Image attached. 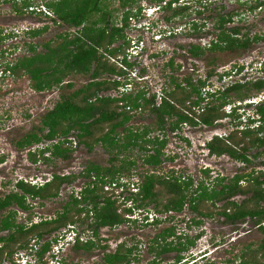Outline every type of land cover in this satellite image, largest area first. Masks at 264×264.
I'll list each match as a JSON object with an SVG mask.
<instances>
[{"label":"trees","instance_id":"obj_1","mask_svg":"<svg viewBox=\"0 0 264 264\" xmlns=\"http://www.w3.org/2000/svg\"><path fill=\"white\" fill-rule=\"evenodd\" d=\"M33 1L35 2V0H22L21 5H15V12L36 14V11H30L34 8ZM120 1L121 8H129L124 11L121 26L113 12L110 11L107 0H47L45 5L54 12L56 23H61L75 31L64 33L59 35L57 40L45 43L41 46L42 51L38 50V45H28L29 55L17 59L13 64L6 65L4 72H9L17 79L29 78L31 88L36 93L49 92L64 86L71 89L74 84L68 79L75 76L89 77L90 80L70 96L64 95L61 101L41 119V127L28 132L16 143L17 149L23 152L30 151L35 145L51 143L37 152L30 151L28 153L30 160L37 163L39 159L49 162L52 158L68 159L73 152L72 134L78 133L79 142L89 150L102 144L107 150L117 152L119 156L136 149L144 153V163L156 170L166 160L164 150L168 141L152 136L154 130L164 132L169 123L171 131L175 132L180 130L185 123L197 125L198 119L205 125L214 127L217 122L231 117L235 119V124H238L236 127L245 125V128L234 130L228 137L214 138L207 145L210 154L218 157L230 156L235 160L250 164L251 161L247 154L253 149L264 148V103L256 108L257 114L261 117V121H258L260 124H257L256 128L249 127L254 125L252 118L246 124L239 122L241 117L237 109H234L231 114H227L224 109L238 101L243 102L253 98V93L256 95L264 93V78L255 81H238L217 91L216 94H210L212 99L210 106L198 118L195 117L196 113L193 118H190L186 110L194 113L192 109L205 100L202 91L206 83L201 81V84L196 87L192 77H186L185 83L183 81L180 83L172 76L173 85L171 89L165 90V96L160 104L157 102V95L150 96L144 90L136 94L125 93L120 98L105 96L108 92L122 88L124 86L122 79L128 76L125 69L134 67L129 61L128 50L132 44L127 32L131 30L130 19L140 18L143 8L139 6L134 11L133 7L138 4L137 0ZM155 1L159 5L166 3L163 10L173 12L171 17H167L168 23L176 21L174 19L178 17L188 15L191 9V7H174L180 4V0ZM218 1L201 2L196 8V14L207 20L205 14L215 10L216 7L213 8V5ZM237 2L242 6H248L247 11L249 12L264 10V0H247L245 3L238 0ZM223 10H225L224 5L221 7V11ZM240 14L239 12L219 14L214 25L218 31L216 39L206 45L190 43L188 46L190 56L195 59H201L206 55L214 57L209 64L215 66L219 55L250 50L254 44L263 42L264 35L252 36L246 33L243 27H232L235 16ZM192 24L195 34L207 28L206 23L193 22ZM49 29V27H44L30 30L27 35L32 39H37ZM133 30L137 29L133 28ZM184 33H187V29ZM176 37L173 32V38ZM6 39L8 38L2 36L0 42H5ZM5 55V52H0L3 58ZM169 64L175 70V59H172ZM245 68L244 65L236 64L230 72L220 74V78L243 74ZM178 69H181V66H178ZM213 73L215 70H211L208 75L212 77ZM193 93H197L198 99L193 100V97L196 98L192 95ZM146 111L155 116L156 127L145 126L141 130L128 127L135 114ZM120 129L128 133L123 139L118 133ZM48 154L51 157H48ZM261 154L255 157H260ZM133 166H136V161H126L120 168L103 169L99 165H92L80 177L94 179L83 188L80 195L72 194L71 203L64 206L63 212H58L55 219H46L30 225L17 222L20 211L26 213L33 208L28 198L41 202L55 201L60 197L63 186L70 184L77 177L55 175L51 181L42 186L34 185L29 181H18L16 189L19 192L0 196V212L9 213L0 219V264H4L7 257L12 258L17 249H28L32 241L40 246L46 237L59 233L61 230H67L69 227L70 230H77L79 223L86 222L85 219L91 216L95 227L94 230L92 229L93 237L96 240L99 239L102 229H116L132 220L138 221L139 219L129 218L136 216L137 210L146 213L147 217L143 214L144 220L149 221L152 213L149 211L151 205L155 206L160 215L181 214L186 208H190L199 215V219L193 220L194 226L201 227L205 219L213 218L215 212V210H203V205L211 202L215 206L218 202L226 201L224 210L219 213L226 218V221L236 224L250 218L260 226L264 234V180L261 179L264 178V173L258 174L257 177H253L255 171L249 175H237L230 185L223 186L220 191L215 189L211 191L209 185L205 183L196 185L191 177L185 179L183 176L182 178L177 176L173 179H162L152 174L145 177L140 193L136 197H127L124 201L114 199L113 197H120L116 195V190L126 187V184L121 181V173ZM204 173L208 174V171ZM243 180L248 181V189L241 187ZM111 187L112 191L107 190ZM194 187L198 190L193 194L195 197L190 198L188 193H192ZM240 194H252V197L242 204L229 201ZM130 201L132 204L126 206ZM83 215L85 219H81ZM172 221V217L166 219L156 217L146 226L163 227ZM4 233L8 236H1ZM199 238V236L190 237L189 234L178 233L175 225L167 226L152 240L150 253L156 257L149 264H161V258L170 253L177 254L176 264H184L187 259L185 253H190L197 246ZM75 240L74 249L77 251L92 252L99 247L94 240H82L81 237ZM56 242H58L57 239ZM37 245L31 246L32 249L35 250ZM99 248L105 252L103 264H137L138 259L134 254L136 248H129L126 243H121L114 253H107L108 246ZM51 250L52 243L45 244L37 255L43 259ZM239 258L242 264H264V240L257 250L250 246L248 251Z\"/></svg>","mask_w":264,"mask_h":264},{"label":"rangeland","instance_id":"obj_2","mask_svg":"<svg viewBox=\"0 0 264 264\" xmlns=\"http://www.w3.org/2000/svg\"><path fill=\"white\" fill-rule=\"evenodd\" d=\"M21 1L0 0V37L8 38L5 42H0V52L8 51L9 53V55H5V58L0 59V75L6 65L13 64L17 59L29 55L28 45H38V50L42 51L41 46L45 43L57 40L59 35L75 31V29H70L61 23L57 24L56 20L37 17L33 13L24 12L23 14H17L15 5H21ZM237 1L219 0L213 5V7H216V11L212 10L205 14L207 20L196 14V8L200 5L196 0L193 2L192 0H181L182 7H191V9L188 15L178 17L174 19L176 21L171 23L167 22V17H171L173 12L168 11L155 13L149 22L135 18L140 30L133 33L128 31L127 36L132 40L138 39L139 36L142 37L145 40L144 46H146V49L138 51V54L143 55L134 67L136 78H134L133 83L135 88L130 94L145 90L150 96L158 95L157 102H159L161 91L171 89L173 85L172 76L181 83L188 76L192 77V79L205 78L211 70H215V73H213L214 76L209 81L210 85L207 90L223 89L238 81H255L264 78V41L254 44L253 48L246 52L236 51L219 55L215 66H210L209 64L214 57L206 55L201 59H193L189 52L185 51L190 43L206 45L216 39L218 31L214 28V25L216 20H218L219 14L226 15L239 12L243 17H235L232 24L234 26L232 27H237L239 23L241 24L240 27H243V30L252 36L264 35V10L249 12L247 11L249 9L248 6H242ZM246 1L242 0L241 3ZM137 2L138 4L133 7L134 11L139 6L142 8H158L157 6L159 5L155 0H137ZM44 3H47V0H44ZM107 3L115 19L121 25L124 11L129 8H121L120 0H107ZM41 4L42 1L40 0H35L33 3L34 7H39ZM222 5L225 7L223 11H221ZM176 8H179V6ZM152 12L156 11L153 10L150 13ZM193 22L206 23L207 28H204L201 33L195 34ZM150 23L155 26L154 29L146 30L145 27L147 26L148 28ZM182 25L184 27L186 25L187 34L179 35L176 38H166L163 41L158 39L159 31L165 30L167 27L178 31ZM44 27H49V31L37 39H32L27 35L30 30ZM133 27L138 28L135 23H133ZM172 58L175 59V70L168 67ZM131 62L135 63V61ZM236 64L244 65L246 72L237 76L233 74L228 79L220 78V74L229 72ZM178 66H181V69H178ZM131 76L133 75L131 74ZM68 80L74 84L73 88L68 89L64 86L44 93L34 92L27 77L17 79L12 75H8L4 76L3 80H0V196L4 197L11 192H19L16 189V185L20 180L42 186L55 175L77 177L70 184L63 186L60 197L55 201L41 202L29 197L28 202L33 208L30 212H20L18 214V224L30 225L46 219H55L57 213L63 212L64 206L71 203L72 194L76 193L78 196L83 188L94 179L80 177L92 165H99L103 169L120 168L126 161H136V166L121 173V181L138 180L142 183L146 176L152 174L162 179H173L177 178V176L182 178L183 176L185 179L191 177L196 185L202 183L209 185L208 187L211 188V191L214 189L220 191L223 186L231 184L234 180L233 178L237 175H249L255 171L253 177H257L258 174L264 173V148L250 151L247 155L251 163L242 165V163L230 158V156H213L206 147V144L214 136L230 135L231 131L235 130L234 126H238V124H235L234 118H225L223 121L218 122L215 128L207 127L200 123L199 126L184 125L182 130L172 132L168 123L164 132L154 130L152 136H158L168 141V148L165 149L166 160L156 170L144 163V153L136 149L124 152L119 156H117V152L107 150L102 144H98L93 150H89L88 147L79 142L78 133L72 134V141L75 144L73 145V152L68 159L52 158L50 162L39 159L37 163H34L30 160L28 151H19L16 143L28 132H31L36 127H41V119L61 101L64 95L70 96L85 86L90 79L85 76H75ZM120 95V91L115 90L105 94V96L112 97ZM252 95H254L253 99L258 100L260 98L255 93ZM236 104L239 103L236 102ZM231 108V106H228L224 111L226 113L230 112ZM254 108H250L248 112L253 113ZM133 117L128 126L129 128L131 126L135 130H141L145 126L156 127V118L149 111L140 112ZM245 117L243 122L247 121L248 115ZM118 133L122 139L128 135L124 129H120ZM44 147L45 145L36 146L34 151ZM257 154H261V156L256 158ZM204 171H208V174H205ZM241 185L243 189L249 188V183L246 180ZM197 190L194 187L192 193H188L189 197H195L193 194ZM250 197H252V194H241L233 200L242 204L245 199ZM225 203L221 201L214 206L211 202H208L203 205V210H215V212L213 218L205 219L201 227L194 226L193 220L199 219V215L190 210V208H186L181 214L169 213L160 215L157 213L155 206L151 205L149 206V211H152L154 218L166 219L167 217H172L173 221L163 227H153L146 226V221L142 217L141 222L132 220V222L116 229H102L99 239L96 240L92 231L95 228L93 226V217L85 219V215H83L81 219H85L86 222H80L77 230L80 234L85 235V240H94L99 247L108 246L109 251H106L107 253L116 252L121 243H126L129 248H136L134 254L138 259L136 261L137 264H149L156 257L150 253L152 240L167 226L175 225L180 234L186 233L190 237L198 235L200 237L197 240V246L191 250L190 264H242L239 257L247 252L250 246L257 250L264 240V234L259 225L250 219L237 224L226 221L224 216L219 214L224 210ZM123 204L125 205V203ZM82 207L85 206L82 205ZM140 212V210H137L135 214L141 215ZM8 214L0 212V219ZM129 218L137 219L138 217L132 216ZM69 228L46 237L40 246L37 245V242L32 241L28 249H17L12 258H6L7 260L4 264H62V262L64 264H103L105 252L102 248L97 247L92 252L77 251L74 249L73 242L68 244L67 238L70 240L69 235L72 232ZM1 236L8 235L4 233ZM56 239L58 242H56ZM48 243H52V250L43 259L38 257V251ZM33 245H37L35 250L31 247ZM206 253L209 254V257L204 258ZM185 257L189 258L190 253H185ZM54 258L57 263L53 262ZM176 262V253H170L161 258V264H176Z\"/></svg>","mask_w":264,"mask_h":264},{"label":"clouds","instance_id":"obj_3","mask_svg":"<svg viewBox=\"0 0 264 264\" xmlns=\"http://www.w3.org/2000/svg\"><path fill=\"white\" fill-rule=\"evenodd\" d=\"M42 1V4H41V6H44V7H46L51 13H52V16H48L46 13H41V14H36V16L37 17H44L45 19H47V18H50V19H52V20H56V16H55V14H54V12L53 11H51L46 5H45V3H44V1L43 0H41ZM209 0H196V2L197 3H206V2H208ZM212 1L213 0H211V3H212ZM168 2V1H167ZM193 2V1H192ZM182 2H181V0H180V4L178 5H176V6H174V7H177V6H181L182 4H181ZM166 4V3H165ZM165 4H163V5H158L157 7L158 8H156V7H149V8H144L143 7V9H142V16L140 17V19L141 20H147L146 22H149L150 21V19L153 17V15L155 14V13H158V12H160V11H164L163 10V7L165 6ZM41 6H39L38 8H40ZM34 7V6H33ZM197 7H199V6H197ZM157 9V10H155L156 12H152V13H150L151 11H153L154 9ZM214 8V7H213ZM165 12H167V11H165ZM235 17H238V16H235ZM239 17H243L242 15H239ZM130 22H131V30H130V32L131 33H133L134 31H139L140 30V28L138 27V25H137V23L135 22V18H131L130 19ZM135 23L136 24V26L138 27V28H136V27H133V23ZM153 23V22H152ZM152 23H150V27H152V29H154V25L152 24ZM234 23V22H233ZM232 23V24H233ZM122 25V24H121ZM120 25V26H121ZM238 26H240L241 24H237ZM232 26H234V25H232ZM147 27V26H146ZM145 27V28H146ZM133 28H135V29H137V30H133ZM185 29H186V25H185V27L182 25L180 28H179V30L177 31L176 29H169L168 27L167 28H165V30L163 29V30H161V31H159V34H160V36H161V38L159 39V40H161V41H163L164 39H166V38H173V32H175V34H176V36H179V35H184V34H187V33H184V31H185ZM133 31V32H132ZM171 32V34H169ZM128 38V37H127ZM129 39H131V38H129ZM141 39V40H140ZM139 40H140V42H139ZM144 42H145V40L142 38V37H138V39H135V40H132L131 39V47L129 48V50H128V55H129V61L131 62V61H135V63H133V62H131L133 65H134V67L137 65V63H138V61H139V59H141V57H142V55L143 54H138V51H140L141 49H142V51H144L145 49H146V46H144ZM157 42H158V40H157ZM135 51H137L136 52V54L134 53ZM1 52H5V54L6 55H9V53H8V51H1ZM154 54V53H153ZM139 57V58H138ZM1 58H3L2 56H0V59ZM134 59V60H133ZM173 59V58H172ZM171 59V60H172ZM123 67V66H122ZM128 68V69H125L126 71H127V73H128V76L126 75V79H124L123 80V82H124V86L122 87V88H120L118 91H120V93H121V95L120 96H117L118 98H120V97H122L123 96V94H125V93H127V94H130V92H133V88H135L134 87V78H136V76L134 75V69L135 68ZM232 70V69H231ZM230 70V71H231ZM131 71V72H130ZM229 71V72H230ZM130 72V73H129ZM228 72V71H227ZM246 72V68H245V71H244V73ZM2 73H3V76H5V75H11L9 72H7V73H5L4 71H2ZM226 73V72H225ZM131 74L133 75V76H131ZM238 74H235L234 76H237ZM232 77V76H231ZM231 77H225V79H228V78H231ZM210 79H212V77H210L209 75L207 76V77H205V78H199V80H201V81H203L204 83H206V86L204 87V90L202 91V95H203V98L205 99L204 101H202L201 102V104L200 105H198V106H196L195 108H193L192 110L194 111V113H192V112H190L189 110H186V113L189 115V117L190 118H193L194 117V115H195V113L197 114V115H195V117H200L204 112H205V109L207 108V107H209L210 106V102L212 101V99L210 98V94H216L217 93V91H219V90H223V89H216V90H207V87H209V81H210ZM234 84V83H233ZM128 85H132L133 86V88H132V90H128V88H127V86ZM145 91V90H144ZM147 92V91H146ZM131 94H134V93H131ZM154 95H156V94H154ZM259 96H260V98H258V100L257 99H253V98H251V99H249V100H246V101H243V102H241V101H238V103L239 104H236V103H234V104H231V105H228V106H231L232 108H231V110H230V112H227V114H231V113H233V111H234V109H237L238 110V113H239V115H240V120H239V122H242V123H244V124H246L247 122H250L249 121V119L250 118H252V122L254 123V125H250L249 127L250 128H256V126H257V124H260L258 121H261V117H260V115L259 114H257V112H256V108H257V106H259V105H261V104H263L264 103V93H262V94H258ZM164 96H165V90L164 91H161V96H159V102H158V104H160L161 102H162V99L164 98ZM157 99H158V95H157ZM161 99V100H160ZM188 105H190V104H188ZM227 106V107H228ZM251 106V107H250ZM226 107V108H227ZM253 107H255L254 108V112L253 113H250V112H248V110L250 109V108H253ZM246 115H248V117H247V121L246 122H243V118L246 116ZM229 118V117H228ZM231 118V117H230ZM245 119H246V117H245ZM223 121V120H222ZM257 121V122H256ZM220 122V121H219ZM200 123H203V122H201V120H197V125H194V126H199V124ZM218 123V122H217ZM204 124V123H203ZM184 125H190V126H193V125H191L190 123H185V124H183L182 126H181V128H180V130H182L183 128H184ZM205 125V124H204ZM205 126H207V125H205ZM207 127H209V126H207ZM211 128H215V126L214 127H211ZM234 128H235V130H238V129H243V128H245V125H241V127L239 126V127H236V126H234ZM178 131V130H177ZM234 131V130H233ZM233 131H231V134H232V132ZM176 132V131H175ZM230 134V135H231ZM230 135H226L227 137L228 136H230ZM225 137V136H219V135H216V136H214L207 144H206V147L208 148V144H210L213 140H214V138H216V137ZM71 141H72V138H71ZM51 144V143H50ZM75 144V142H73V145ZM168 144V143H167ZM40 145H45V147L48 145V143L47 144H40ZM40 145H35L34 147H33V149L32 150H30V151H33V152H37L38 150H42V149H44V148H42V149H40V148H38L36 151H34V148L36 147V146H40ZM166 148H168L167 147V145H166ZM30 151H28V153L30 152ZM23 152V151H22ZM164 153H165V150H164ZM48 157L50 156V154H48L47 155ZM51 157V156H50ZM218 157V156H217ZM54 177V176H53ZM53 177H52V179H53ZM51 179V180H52ZM51 180H47L43 185H45L46 183H48L49 181H51ZM123 183L124 184H126V187H120V188H118L119 190H116V195L117 196H120L119 198H115V197H113L114 199H118V200H121V201H124V200H122L121 198L122 197H127V195H129V197H131V196H133V197H136L139 193H140V190H141V182L140 181H138V180H131V181H129V182H124L123 181ZM34 185H36V184H34ZM107 190H109V191H112V187L111 188H109V189H107ZM76 194V193H75ZM112 194V193H111ZM121 194H123V195H121ZM80 195V194H79ZM111 196H113V195H111ZM130 204H132V201H130V202H128L127 204H126V206H130ZM141 212H140V214H141V216L144 218V216L145 217H147V214L146 213H142V210H140ZM143 214H144V216H143ZM138 218L137 219H139L138 221L139 222H141L142 221V217L139 215V214H135ZM154 214L153 213H151L150 214V216H149V218H150V222L149 221H146V224L147 223H151L152 221H153V219H154ZM196 227V226H195ZM260 227V226H259ZM70 236V240H69V238H67V242H68V244H70V243H72L73 242V244L75 245V242H76V238L77 237H81L82 238V240H85V235H82V234H80V232L78 231V230H73L72 229V232H71V234L69 235ZM199 236V235H198ZM91 240V239H90ZM31 254H33V253H31ZM56 256V255H55ZM191 256H192V252H190V257L189 258H187L186 259V261L184 262V264H190L191 263V261H190V258H191ZM207 257H209V254H204V258H207ZM53 262H55V263H57V260L55 261V258H54V260H53ZM30 264H34V263H30ZM36 264H38V263H36ZM62 264H63V262H62Z\"/></svg>","mask_w":264,"mask_h":264},{"label":"built area","instance_id":"obj_4","mask_svg":"<svg viewBox=\"0 0 264 264\" xmlns=\"http://www.w3.org/2000/svg\"><path fill=\"white\" fill-rule=\"evenodd\" d=\"M41 1V0H40ZM154 10H157V9H154ZM31 12H34L36 11V14H41V13H46L48 16H52V13L44 6H41L40 8H37V7H34V8H31L30 9ZM35 14V13H34ZM35 14V15H36ZM152 27H150V25L148 26V28L146 27V30H151ZM171 34V32L169 33ZM161 36L159 35L158 36V39H160ZM137 51H135L134 53L136 54ZM124 67V66H123ZM5 76H8V75H5ZM4 79V76H3V73L0 75V80H3ZM128 90H132L133 86L132 85H128L127 86ZM161 100V99H160ZM122 200H125V197H122L121 198Z\"/></svg>","mask_w":264,"mask_h":264},{"label":"flooded vegetation","instance_id":"obj_5","mask_svg":"<svg viewBox=\"0 0 264 264\" xmlns=\"http://www.w3.org/2000/svg\"><path fill=\"white\" fill-rule=\"evenodd\" d=\"M189 45H190V44H189ZM189 45H188V46H189ZM188 49H189V48L185 49V51H188ZM246 51H249V50H246ZM246 51H245V52H246ZM193 59H195V58H193ZM168 67H169L170 69H172L171 66H170V64L168 65ZM193 72H194V71H193ZM188 77H189V76H188ZM171 80H172V77H171ZM193 80H194V86L197 87L198 85L201 84V80H199V79H193ZM182 81L185 83V79H183ZM184 87H185V86H184ZM189 88H190V87H189ZM191 89H192V88H191ZM192 95H193V96H196L197 93H193ZM194 99H198V96H196V98L193 97V100H194ZM230 158H232V157H230ZM232 159H233V158H232ZM234 160H235V159H234ZM236 161H238V160H236ZM238 162L242 163V165H247L246 163H243V162H241V161H238ZM248 165H249V164H248ZM246 178H249V177H246ZM233 179H234V178H233ZM262 179H263V178H262ZM217 180H218V179H217ZM222 180H223V179H222ZM263 180H264V179H263ZM244 181H245V180H243V181L241 182V184H242ZM228 185H230V184H228ZM210 189H211V188H210ZM221 190H222V189H221ZM240 195H241V194H240ZM238 196H239V195H238ZM236 197H237V196H235L234 198H236ZM234 198L230 199L229 201H230V202H234V201H235V200H233ZM246 200H247V199H245V201H246ZM224 202H226V201H224ZM235 202H236V201H235ZM226 203H227V202H226ZM226 203L224 204V206L226 205ZM20 212H22V211H20ZM20 212H19V213H20ZM2 213H6V212L4 211V212H2ZM225 219H226V218H225ZM247 219H250V218H247ZM247 219H246V220H247ZM250 220H251V219H250ZM239 222H243V221H239ZM232 224H233V223H232ZM236 224H237V223H236ZM259 228H260V227H259Z\"/></svg>","mask_w":264,"mask_h":264}]
</instances>
